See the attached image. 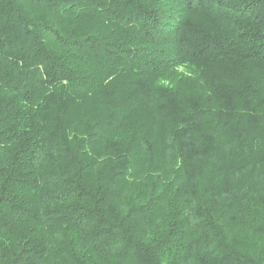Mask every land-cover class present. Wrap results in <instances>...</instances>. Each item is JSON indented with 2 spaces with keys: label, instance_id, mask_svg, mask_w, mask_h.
Wrapping results in <instances>:
<instances>
[{
  "label": "trees",
  "instance_id": "1",
  "mask_svg": "<svg viewBox=\"0 0 264 264\" xmlns=\"http://www.w3.org/2000/svg\"><path fill=\"white\" fill-rule=\"evenodd\" d=\"M0 264H264V0H0Z\"/></svg>",
  "mask_w": 264,
  "mask_h": 264
}]
</instances>
